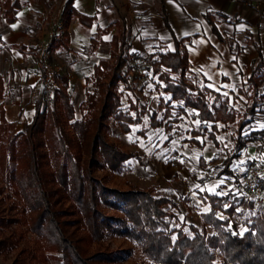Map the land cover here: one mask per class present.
Segmentation results:
<instances>
[{"label":"trees","instance_id":"16d2710c","mask_svg":"<svg viewBox=\"0 0 264 264\" xmlns=\"http://www.w3.org/2000/svg\"><path fill=\"white\" fill-rule=\"evenodd\" d=\"M71 3L72 0L64 3L61 14L64 30L53 39L52 46L66 47V21L67 13L73 10ZM2 5L6 20H15L20 2L3 0ZM205 17L212 22L211 14L205 13ZM80 18L90 23V18L82 15ZM91 43L95 40L91 39ZM123 43L124 34H114L109 57H101L93 65L87 77L85 98L79 105L83 111L80 118L74 117L66 76H58L59 86L52 91L48 105L42 106L39 99L35 100L34 113L22 130L9 132L13 122L5 119L0 101V179L11 188L4 194L5 187L0 185V254L13 253L8 264H117L132 255L131 246L112 249L92 246L116 235L135 244L147 259L141 264H216L213 247L219 249L218 264H264V213H257L242 232L238 229L236 205L246 209L255 203L247 196L245 187L227 195L202 194L209 209L202 213L200 228L189 224V233L182 223L172 225L173 214L165 207L174 205L170 198L155 195L152 188L108 186L95 173V169L119 171L123 162L134 154L108 138L111 117L119 121L123 131L129 129L128 123L139 120V116L120 111L117 86L128 81L123 68L130 61L134 66L147 59L126 52ZM174 43L173 50L160 52L156 57L150 54L147 66L164 82L163 91L171 99L182 101L181 111L184 106L197 110L200 129L206 130L204 123L211 121L207 136L215 145L218 144L215 122L235 123L233 148L207 178L231 176L238 186L240 177L232 164L246 141L260 140L263 154L259 162H264V128L243 133L252 119L248 112H254L257 97L264 98V92H257L264 84V61L260 58L252 66L245 81L252 102L247 106L248 112L237 117L226 99L209 107L205 92L183 76L187 55L180 49L179 40L174 39ZM169 114V109L164 111V116ZM150 117L153 126L162 124L156 119V111ZM67 123L76 133L78 143L71 149H62L58 130ZM169 128L165 124V129ZM191 132L196 135L199 130ZM192 141L198 144L193 138ZM200 162L204 164L201 157ZM260 181L264 188V174ZM103 205L120 209L121 214L106 213ZM217 210L225 212V216H218ZM206 224L214 231L208 232Z\"/></svg>","mask_w":264,"mask_h":264},{"label":"crops","instance_id":"0c3cea01","mask_svg":"<svg viewBox=\"0 0 264 264\" xmlns=\"http://www.w3.org/2000/svg\"><path fill=\"white\" fill-rule=\"evenodd\" d=\"M18 1L21 7L16 11V18L13 21L6 20L3 13L4 7L2 4L0 7V75L3 79V97L0 101L5 119L13 122L14 132L22 130L34 113L35 101H32L31 93L34 92L33 89L38 80V74L31 66L32 60L27 56L29 47L22 44L27 43V36L32 35V27L40 19L52 18V23H55L53 18L62 19L61 14L66 0ZM71 4L73 10L67 13L66 21L68 34L65 39L66 47L53 46L52 50L53 55L62 62L65 69L59 72L61 73L59 76L67 77L66 91L68 93L74 91V82H77L75 86L77 92L86 91L87 77L91 74L93 65L103 57L100 56L93 60L94 56L91 52H83V50H88L90 45V48H94L95 51L105 43L110 45L111 50V39L114 34L119 36L123 33L124 50L128 53L135 52L144 57L143 59L146 58L147 61L143 60V62L147 65H149L150 54L156 57L160 52L173 50L175 48L174 39L179 40L180 49L187 55V67L183 76L187 80L191 76L195 77L199 89L204 88L214 95L213 102L208 104L210 108L224 99L230 107L233 92L235 89H241V85H245L254 62L260 58L264 61V16L260 17L253 1L250 0H72ZM260 4L264 9V0H261ZM205 13L211 14L212 22L208 21ZM80 15L90 18V23L82 20ZM258 22L261 25H258ZM91 39L95 40L94 44L91 43ZM108 57L109 52L105 58ZM88 63L91 65L86 68ZM150 72L152 73L151 69ZM57 83L58 87V80ZM208 85H213V87H208ZM137 86H141V83L138 82ZM263 86L264 84L259 86L263 89L261 92H264ZM8 92H11L12 97L6 99ZM127 93L132 96L131 92ZM157 97L158 100L155 101ZM163 98L166 99L162 100ZM127 100V107L124 109L121 108V100L120 111L132 117L139 116V120L135 121L134 125H140L134 131L137 133L135 139L143 133L144 136L141 137L146 140L144 144L151 143L157 146L159 142L164 143L166 139L162 140L161 135H158L152 140L149 134H153L154 131L143 132L145 114L150 113L148 131L159 126H162L164 131L168 130L165 129L167 121L163 119L158 118L162 121L161 125H152L150 117L152 111H156V119L159 109H164L161 117L167 109L170 114L176 110L184 116L188 114V107L184 106L181 111L179 108L183 106L182 101L171 99L170 94L166 92H136L132 103L129 99ZM165 103L169 107L164 106ZM78 109V111L74 110L75 118H80L82 115L80 107ZM117 122L119 125V121ZM198 122H200L199 119ZM219 122H215L217 128H219ZM210 124L211 121L204 123L207 132L210 130ZM128 126L127 131L121 130L120 138H126L132 132L131 122ZM260 128L264 127H251L250 130ZM173 129L177 130L176 127ZM191 130L192 127L189 133ZM173 138L166 142H170ZM192 138L198 144L192 141ZM259 143L258 139L246 141L236 159L242 162L254 157L256 145ZM186 144H188L186 147L174 148L177 152L167 163L164 156L160 157L167 147L156 150H153L155 147L152 148L148 153L150 165H143L139 152L133 150L134 154L124 161L123 167H130L131 173L137 177L150 179L154 183V186H150L154 188H156V181L161 184L165 180L168 187H165V192L158 195L171 199L175 196V200L181 194L196 193L200 196V194L209 193L207 190L200 192V188L210 189L216 185H219L216 191L220 193L223 189H230L232 192L237 189L233 184L235 183L233 177L221 175L207 178L210 173L202 167L216 156L219 141L215 145L208 136L190 134L186 139ZM119 146L124 150H130L126 144ZM200 157L204 160V164L200 162ZM239 166L241 167L242 164ZM234 171L236 173L235 169ZM238 177H240L239 174ZM176 185L178 187L175 189ZM200 216L202 219V213ZM208 226V224L205 225L206 229H209Z\"/></svg>","mask_w":264,"mask_h":264},{"label":"rangeland","instance_id":"374dc122","mask_svg":"<svg viewBox=\"0 0 264 264\" xmlns=\"http://www.w3.org/2000/svg\"><path fill=\"white\" fill-rule=\"evenodd\" d=\"M2 4V0H0V7ZM56 4V2H55ZM52 18H43L40 19L35 23V26L32 27V35H28L26 39V44H22L23 46L29 47L27 49V56L32 60V68L35 73L38 74V80L36 82V86L34 87V92L31 93V99L32 101H35L36 99L40 100V104L42 106L48 105V100L51 98L52 95V90L50 88H46L45 85L41 82V68H40V62L42 59L48 63H52L54 65H57V69L54 72L55 73V78L58 80L59 72L64 71L65 69L63 68L62 62L59 61L56 56H54L52 50V42L53 39L55 38V32L58 28V24L62 22L61 18H53L55 23L51 22ZM51 22V24H50ZM88 50H83V52H91V54L94 56L93 60H96L100 56L107 57L108 52L110 50V45L107 43L100 45V48L94 51V48H90V45L88 46ZM42 50H46L47 56L43 58L41 56ZM78 51H80L78 49ZM81 52V51H80ZM77 54V53H76ZM91 62V61H90ZM133 62L130 61L128 65H126L123 70L127 73L128 76V81L123 83L120 82L117 86V90L119 94L121 95V100H122V106L121 108H126L127 104L126 102L129 101L132 103L133 96H136V92H164L163 91V85L164 82L158 78L157 74H152L150 72L149 67L147 66L146 62L141 61V64H134L132 65ZM91 63H88L86 68L90 67ZM136 67V68H134ZM138 75L140 76L138 78ZM195 77H190L189 81L193 84H195L198 88V82L195 80ZM138 82L141 83V86H137ZM77 82H74V91L69 92L70 94V100L74 106V110L78 111V107L81 103L82 98L85 95V92H77L75 89ZM149 88H146L148 87ZM88 87V81H86V87ZM143 87V88H142ZM241 89L236 90L233 92V95L231 97V103L232 105L230 106L231 109H233L235 112H237V117H239L244 111H247V106L251 104L252 102V97L249 96L250 90L246 88V85H241ZM202 90L206 94V100L208 104H211L214 100V95L207 91L206 89L202 88ZM263 89L259 87L258 91L259 93ZM124 92H126V95H124ZM127 92H131L132 96L128 94ZM16 94L18 92H15ZM11 92L7 93L6 99H9L11 96ZM85 98V97H84ZM162 98V97H161ZM166 98H163L162 100H165ZM143 100V98H141ZM158 100V97L155 98V101ZM219 100L221 98L219 97ZM79 104V105H78ZM169 107L168 105H165ZM164 109H159V112L157 113V119H163L166 122V124H169L171 127L168 130H165L162 128V126L156 127L153 130H149V115L150 113L148 112L144 116V122H143V132L147 131L146 133H151V131H154L153 134H149L150 138L157 137L158 135H161L160 138L165 141L164 143L159 142L157 146L152 145L151 143H146V140H143L141 137L143 135H139L138 139H135L136 137V132L135 129H137L140 125L134 126L136 123L131 122L132 124V132L128 134V137L124 138L121 137V128L117 124L118 122L116 121L115 118H110L109 123H110V130L108 132V138L109 140L115 142L118 146L126 144L129 146L130 150L127 151H133L135 150L136 152H139L141 163L143 165H150L151 163L148 160V153L154 148L153 150H156L157 148L160 149L161 147H167L166 151H163L160 157L164 156V160L167 162H170V160L174 157L176 154L177 150L174 148H180L186 147L188 144H186V139L192 132L189 133V130L192 127V130H199V134L201 136H207V130H202L199 128V123L198 122V115L197 111L194 109H191L188 107V114L185 116L181 112L172 111V113L169 116H163L162 112ZM82 111V110H81ZM132 111V110H131ZM83 112V111H82ZM133 113V111L131 112ZM248 116H250L252 119L250 123L246 126V128L243 130V133H247L251 127H260L264 125V98H258L257 97V102L254 107V112L250 113L248 112ZM175 117V119H173ZM177 122V123H174ZM219 128L216 129V138L218 139L220 145L217 146V151H216V156L212 158V160H209L211 162H206L205 165L202 167L205 169L207 173H210L209 175H212L215 173L217 169H215V166L220 164L224 157L226 156L227 152H229L233 146H234V135H235V123H229V124H222L218 123ZM176 127L177 130H174L173 128ZM186 128V129H185ZM9 132H14L13 130ZM176 132V134H175ZM145 133V134H146ZM58 134L60 136V145L62 149H71L78 143V137L76 133L69 127L68 123L63 126L62 129L58 130ZM144 136V135H143ZM173 138L170 142L168 141L170 138ZM149 139V138H148ZM151 140V141H152ZM149 141V140H148ZM164 145V146H163ZM196 146V145H193ZM120 147V146H119ZM121 148V147H120ZM162 148V149H163ZM195 150L198 151L196 147H194ZM124 150V149H123ZM262 151H263V144L259 143L256 145V155L254 157H250L244 161L243 163L239 162L238 159H234L232 167L236 170L237 175L239 174L240 177L244 173L247 167L249 166H255L258 164H261L259 160L261 161L262 158ZM134 152V151H133ZM197 154V152L195 151ZM195 154V155H196ZM194 155V156H195ZM132 156V155H131ZM130 157V156H129ZM124 164V162H123ZM242 164L240 167L239 165ZM154 166H156L153 163ZM95 173L100 176L102 181L112 187H117V188H129V187H139L142 189H147V188H152L153 193L155 195L160 194L161 192H165L166 188L168 187L166 184V181L163 180L161 184L157 183L156 181L155 185L156 188H154V183L150 179H145L144 177H137L130 171V167H123L119 171H111V170H106V169H95ZM208 175V176H209ZM240 179V178H239ZM235 184V183H233ZM0 185H3L5 187L4 194L10 191V186L4 182V180L0 179ZM153 185V186H150ZM172 185V184H171ZM174 186V185H173ZM178 186L176 185L175 189ZM237 187V185H235ZM155 189V190H154ZM226 190V191H225ZM240 190V189H239ZM236 189L234 192L239 191ZM222 193H228L232 192L227 189L221 190ZM201 192V191H200ZM183 196V197H182ZM247 196H249L247 194ZM13 197V196H12ZM250 197V196H249ZM171 199V198H170ZM174 199V200H173ZM171 199L174 203V206L171 204H166V209L168 212L172 213L173 216L171 217V223L174 226H178L179 224H183V228L190 233L189 230V224H193L197 227L202 226V219L200 214L205 211V209H209V204L208 202L202 197V194L200 196L196 195V193H191V194H185V195H179V197L176 198L175 196ZM8 204V198H6L4 202V206L7 208ZM227 203L224 204L226 206ZM103 210L106 213H116V214H121L120 209H113L111 207L107 206H102ZM236 210L238 212L237 220L238 222V229L240 232H242L244 229L248 227L249 222L252 220V218L257 214V213H264L262 205L260 204L259 201L255 200V203L252 208H246V209H241V205L237 204L236 205ZM218 216H225V212L222 210H217L216 211ZM205 227V226H204ZM209 229H205L208 232H213L214 229L209 225ZM212 229H211V228ZM213 230V231H212ZM92 246H97L100 248H117V247H125V246H131L132 247V255L120 260L117 264H141V263H146L147 259L141 254L139 249L133 244L132 242L128 241L125 237L122 236H116V235H110L98 243H93ZM211 250L216 254V261L215 263H219L220 255H219V249L217 247L211 248ZM13 258V253L12 252H5L3 254H0V264H8L10 260Z\"/></svg>","mask_w":264,"mask_h":264},{"label":"built area","instance_id":"2783aa9c","mask_svg":"<svg viewBox=\"0 0 264 264\" xmlns=\"http://www.w3.org/2000/svg\"><path fill=\"white\" fill-rule=\"evenodd\" d=\"M250 1H253L254 6L258 10L260 17H263L264 9L260 4L261 0H250ZM58 25L59 26L54 36L55 38L61 36L64 30V27L62 26V22H60ZM258 25H261V23L258 22ZM41 56L43 58L47 56L46 50H42ZM39 65L41 68V82L45 85L46 88H50L53 91L58 84L54 73L58 66L52 63H48L44 61V59L41 60ZM139 77L140 76L138 75V78ZM263 161H264V156H263ZM263 174H264V162L255 166L247 167L239 179V185L237 186V189L239 190L245 187L247 190V194L254 200L259 201L264 210V188L261 186V181H260Z\"/></svg>","mask_w":264,"mask_h":264},{"label":"snow or ice","instance_id":"6c2138e0","mask_svg":"<svg viewBox=\"0 0 264 264\" xmlns=\"http://www.w3.org/2000/svg\"><path fill=\"white\" fill-rule=\"evenodd\" d=\"M13 27H15V25H13ZM171 47V46H170ZM208 87H213V85H208ZM197 123H199V122H197ZM262 127H264V125H262ZM241 163H243V162H241ZM221 183H223V182H221ZM197 187H199V186H197ZM217 187H219V185H216V186H213L212 188H210V189H205V188H200V191H208L209 192V194H214V195H227V193H220V192H217L216 191V188ZM205 211H207V209H205Z\"/></svg>","mask_w":264,"mask_h":264}]
</instances>
